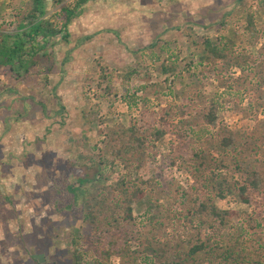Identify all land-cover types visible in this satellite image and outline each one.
Instances as JSON below:
<instances>
[{"label": "trees", "instance_id": "1", "mask_svg": "<svg viewBox=\"0 0 264 264\" xmlns=\"http://www.w3.org/2000/svg\"><path fill=\"white\" fill-rule=\"evenodd\" d=\"M90 1L20 0L16 6L0 5L3 11L12 9L9 22L0 9V75L23 86L27 96L18 99L21 106L29 102L33 109L45 111L46 91H55L48 79L56 66L52 48L70 43V26ZM236 3L245 19L239 31L197 41L188 35L195 63L191 62L185 77L181 70L177 72L175 60L167 58L160 63L155 81L141 88L146 109L151 99L160 106L163 98L177 99L174 83L178 82L184 88L183 107L166 105L153 119H130L127 127L106 123L103 147L96 154L81 155L96 172L76 177L66 189L72 199L65 209H82L86 233L74 239L66 235L73 264H79L80 238L91 264H112V260L116 264H264L263 213L253 209L249 216L240 215L216 205V200L232 198L258 207L264 191V162L259 168L248 156L257 147L252 149L237 131L217 125L218 110L231 98L245 100L250 90L238 81L249 74L259 78L253 89L259 93L253 117L259 127L264 126V59L258 61L264 56V41L257 59L249 52L254 39L261 38L255 13L246 8L245 0ZM155 46L150 44L146 50ZM155 56L151 61H160ZM232 75L239 76L233 79ZM210 81L222 91L208 95L204 88ZM10 92L16 94L14 89ZM35 96L41 99L36 101ZM261 114L263 120L258 121ZM63 132L73 141L70 127ZM169 135L175 137V145L168 158H161L160 167L166 161L171 167L182 166L189 178L185 186L157 172L154 151ZM260 137L259 133L257 140ZM133 172L138 173L136 178ZM135 204L143 210L139 219L133 216Z\"/></svg>", "mask_w": 264, "mask_h": 264}, {"label": "rangeland", "instance_id": "2", "mask_svg": "<svg viewBox=\"0 0 264 264\" xmlns=\"http://www.w3.org/2000/svg\"><path fill=\"white\" fill-rule=\"evenodd\" d=\"M19 1L0 0V5L16 6ZM245 3L255 13V27L261 35L249 48L257 58L264 41V0ZM47 9L52 13L50 4ZM4 11L5 21H12V9ZM242 11L236 0H91L70 26V43L52 48L56 66L48 79L55 91H46L43 113L29 102L21 106L18 99L27 96L23 86L0 75V264H73L66 235L74 239L86 233L82 209H65L72 199L66 189L76 177H91L96 172L81 155L96 154L103 147L106 123L127 127L130 119H153L166 105L183 107L184 88L178 82L174 83L177 99L163 98L160 106L150 98L146 109L141 88L155 81L160 63L167 58L175 60L177 72L181 70L185 77L191 62L195 63L187 36L197 41L202 36L231 35L245 25ZM153 43L156 46L146 50ZM155 55L160 61H151ZM131 71L135 74L127 76ZM244 79L238 82L250 90H245V100L240 103L231 98L218 110L217 125L237 131L252 149L256 146L248 154L249 161L263 168L264 126L259 127L253 117L259 103V93L253 89L259 78L248 74ZM205 85L208 95L218 91L214 81ZM262 120L261 114L258 121ZM60 122L70 127L73 141L64 137ZM173 145L175 137L170 135L157 143V172L185 186L189 178L182 166L171 167L166 161L160 167L161 158H168ZM137 175L133 172L132 177ZM257 203L258 207H249L232 198L216 200L223 210L249 216L254 209L264 215V191ZM142 213L135 204L133 216L139 219ZM262 225L264 235V221ZM79 240V264H91L90 254L82 247L84 238Z\"/></svg>", "mask_w": 264, "mask_h": 264}]
</instances>
